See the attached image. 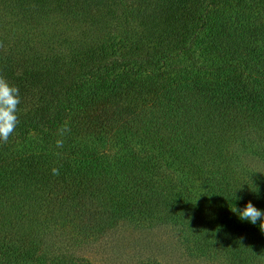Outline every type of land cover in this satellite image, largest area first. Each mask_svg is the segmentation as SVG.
I'll list each match as a JSON object with an SVG mask.
<instances>
[{"label": "trees", "instance_id": "16d2710c", "mask_svg": "<svg viewBox=\"0 0 264 264\" xmlns=\"http://www.w3.org/2000/svg\"><path fill=\"white\" fill-rule=\"evenodd\" d=\"M0 75L21 100L0 264H90L83 245L168 225L189 255L264 264L260 221L230 210L264 211L242 162L264 163V0H0Z\"/></svg>", "mask_w": 264, "mask_h": 264}, {"label": "rangeland", "instance_id": "374dc122", "mask_svg": "<svg viewBox=\"0 0 264 264\" xmlns=\"http://www.w3.org/2000/svg\"><path fill=\"white\" fill-rule=\"evenodd\" d=\"M243 156L245 165L264 175V163L246 152ZM189 235L190 232L182 225L137 229L120 227L102 241L93 242L90 246L84 243L77 255L90 264H228L220 256L189 255L186 248Z\"/></svg>", "mask_w": 264, "mask_h": 264}, {"label": "clouds", "instance_id": "9594fccd", "mask_svg": "<svg viewBox=\"0 0 264 264\" xmlns=\"http://www.w3.org/2000/svg\"><path fill=\"white\" fill-rule=\"evenodd\" d=\"M21 103L20 93L18 87L10 84L9 81L0 75V143L7 144L9 138L15 133L19 118L17 115L18 105ZM70 129L65 123L60 129L58 134L62 137ZM56 147L62 148L64 140H56ZM51 173L53 176H59L60 171L58 168H52ZM233 213H236L241 220H246L253 225L260 221V229L264 231V211L257 209L251 202H247L243 209L238 210L235 206L230 207Z\"/></svg>", "mask_w": 264, "mask_h": 264}]
</instances>
